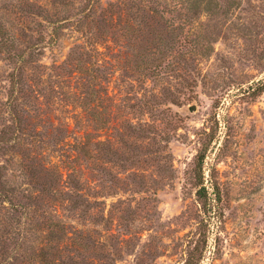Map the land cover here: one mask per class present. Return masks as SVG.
<instances>
[{
  "label": "rangeland",
  "instance_id": "374dc122",
  "mask_svg": "<svg viewBox=\"0 0 264 264\" xmlns=\"http://www.w3.org/2000/svg\"><path fill=\"white\" fill-rule=\"evenodd\" d=\"M114 2L0 0L11 51L34 50L10 110L15 59L0 46V130L12 113L22 123L0 145V176L27 211L0 196V264H183L190 251L195 264H264V0H134L153 26L127 32ZM129 6L122 20L137 25ZM76 43L105 64L116 96L100 132L109 157L83 145L92 126ZM151 93L161 103L149 111L140 96Z\"/></svg>",
  "mask_w": 264,
  "mask_h": 264
},
{
  "label": "trees",
  "instance_id": "16d2710c",
  "mask_svg": "<svg viewBox=\"0 0 264 264\" xmlns=\"http://www.w3.org/2000/svg\"><path fill=\"white\" fill-rule=\"evenodd\" d=\"M143 1V0H142ZM126 3H130L132 8H135V12H136V17L134 18L135 21H137V25H131V23H128L127 18H125L124 20H122V11H123V6L126 5ZM112 5H116L118 6L116 9V17H117V22L118 23L120 21L119 24H121L120 26H118L120 28V30L123 32H127V31H134L136 29H138V27H151L153 26V24L149 23L147 20V17L139 15L140 14V7L135 6L134 5V0H115L114 3H110ZM91 6L88 9V12H90L91 10ZM114 10L112 11V15L114 14ZM127 14V13H126ZM86 16H89V14L87 13ZM124 21V22H123ZM123 22V24H122ZM54 23V22H53ZM115 22H113V24H116ZM58 26H53L52 30L50 32V37L54 38L56 36V33L58 32ZM140 30V29H139ZM138 30V31H139ZM4 34V29H2V26L0 27V35H1V41H0V46H2V48H4L5 53H7L9 55V57H13L15 59V66L13 67V71L10 72L7 76L9 78V85L7 88V103L9 104L10 110L14 107V103L17 100V92H20V90L22 89L21 84L23 82V70L25 69L26 63H28V61L26 60V56L23 57V54L25 53L26 48H30L28 52V55H32L34 53V50H32L33 48L31 46L33 45H28L25 46V48H17V49H11L9 48V46L12 45V43L10 42L9 39L4 38L2 33ZM84 36V33H83ZM86 37V36H85ZM84 37V38H85ZM138 38V35L134 37V40ZM86 41L88 40H84L83 42L86 43ZM89 42V41H88ZM88 44V43H87ZM87 44L85 45V50H82V48L84 47L82 44L76 43L75 45H73V47H71V55L75 54L74 59H76L78 64H83V66H86L85 64H87L86 70H85V82H83V98H84V103H83V107H85V111L87 113L86 119L89 122L88 123V127L92 126L88 132H85L84 135H82L83 137V145L89 146V145H93V146H97L100 148V150H104V156L105 157H109L112 152V144H111V137L110 135H106L105 133V137L101 138L102 133L101 130L105 129L107 131L108 129V125L112 124L111 121L113 120V114L116 111L113 107V103L112 100L115 99V94H109L107 87L103 85L101 80H106L104 76H106L105 74H103L104 69H105V64L101 63V65H96L95 62L92 61V54H86V51H88L87 48ZM160 42H157L155 44V48L159 49V51H161L162 53H164V50L161 49L160 47ZM12 47V46H11ZM75 49V51H74ZM79 49V50H76ZM69 51V52H70ZM73 51V52H72ZM97 52V51H96ZM138 53H150L149 51H146L144 48L142 49V51H138ZM158 53V52H157ZM99 54V53H98ZM27 55V56H28ZM146 56L145 54L142 55H138V57H144ZM88 58L89 61H86V59ZM70 58H68L67 61H65L63 64L60 65H54L53 67L56 69H66V67L68 66V63L70 62ZM140 65H143V69H147L149 68L150 70H152L151 72L147 73L149 75H154L156 72V74L158 75L160 72V67H158L159 65V61L152 67V66H147L148 62L146 59L141 58L139 60ZM80 68V67H79ZM81 72V71H79ZM84 72V71H83ZM82 73V72H81ZM20 84V88L18 89V85ZM96 98H98L99 102H100V109L99 111L96 110V106L92 104L93 100H95ZM141 99V104L143 107L148 108V110H152V109H156L158 105H160L161 101L158 99V95L155 93H151L149 95V97L147 98V95L145 94H141L140 96ZM111 100V103L108 102ZM171 102L178 104V101H172L173 99H170ZM9 110V111H10ZM11 122L10 124H6L1 130H0V145H10L11 143H9V141H14L16 139V137L18 136V134L20 133V128H21V118L16 116L15 113L11 114ZM79 126V125H78ZM94 130H99L97 131L98 134L94 135L97 137V139H95V137L92 136V132ZM204 159V155H199L198 157V163L201 165L202 161ZM74 168V167H73ZM74 173V169H71L69 172H66V177L69 179L70 177H72ZM61 176V173H60ZM203 192V193H201ZM197 196L199 198V200L201 201V205L203 208V212L204 214L207 213V193L204 189V187H200L199 189H197L196 191ZM0 196L3 197L4 200H6L9 204L12 205V207H15V209H18L20 212L26 213V207L24 205H21L19 203L16 202V200H13L10 196H7L5 191H4V184L1 181V176H0ZM183 264H195L192 261V255H191V251L188 252L186 259L184 260Z\"/></svg>",
  "mask_w": 264,
  "mask_h": 264
},
{
  "label": "water",
  "instance_id": "95a60500",
  "mask_svg": "<svg viewBox=\"0 0 264 264\" xmlns=\"http://www.w3.org/2000/svg\"><path fill=\"white\" fill-rule=\"evenodd\" d=\"M193 108H194V107H193V106H191V107H190V110H193Z\"/></svg>",
  "mask_w": 264,
  "mask_h": 264
}]
</instances>
